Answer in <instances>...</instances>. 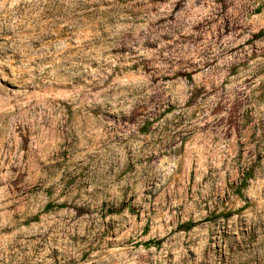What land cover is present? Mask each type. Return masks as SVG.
I'll return each instance as SVG.
<instances>
[{
	"label": "rangeland",
	"instance_id": "374dc122",
	"mask_svg": "<svg viewBox=\"0 0 264 264\" xmlns=\"http://www.w3.org/2000/svg\"><path fill=\"white\" fill-rule=\"evenodd\" d=\"M0 264H264V0H0Z\"/></svg>",
	"mask_w": 264,
	"mask_h": 264
},
{
	"label": "trees",
	"instance_id": "16d2710c",
	"mask_svg": "<svg viewBox=\"0 0 264 264\" xmlns=\"http://www.w3.org/2000/svg\"><path fill=\"white\" fill-rule=\"evenodd\" d=\"M48 206H50V205H46V207L45 208H49ZM228 215V213H226V214H220V216H227ZM197 224V221H191V220H187V221H184V222H182V223H179L177 226H176V228H175V230H179V231H188V230H190L191 228H193L195 225ZM159 240H146V241H144L143 243H141V244H143L144 246H149V245H157V244H159Z\"/></svg>",
	"mask_w": 264,
	"mask_h": 264
}]
</instances>
